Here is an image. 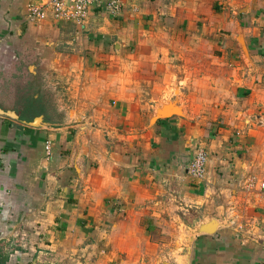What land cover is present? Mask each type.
I'll return each mask as SVG.
<instances>
[{
	"label": "crops",
	"instance_id": "1",
	"mask_svg": "<svg viewBox=\"0 0 264 264\" xmlns=\"http://www.w3.org/2000/svg\"><path fill=\"white\" fill-rule=\"evenodd\" d=\"M46 2L0 0V264H264V0Z\"/></svg>",
	"mask_w": 264,
	"mask_h": 264
},
{
	"label": "built area",
	"instance_id": "2",
	"mask_svg": "<svg viewBox=\"0 0 264 264\" xmlns=\"http://www.w3.org/2000/svg\"><path fill=\"white\" fill-rule=\"evenodd\" d=\"M121 0H47L43 5L30 4L27 18L30 21H41L49 15L61 22H73L82 25L89 12L100 9L110 15H117L121 11ZM46 156L51 155V143H45ZM207 154L200 150L189 163L188 172L192 177L202 178L205 173ZM264 188V182L261 184Z\"/></svg>",
	"mask_w": 264,
	"mask_h": 264
}]
</instances>
